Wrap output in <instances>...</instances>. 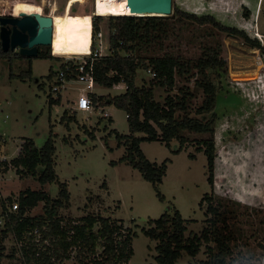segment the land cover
<instances>
[{"label":"rangeland","instance_id":"obj_1","mask_svg":"<svg viewBox=\"0 0 264 264\" xmlns=\"http://www.w3.org/2000/svg\"><path fill=\"white\" fill-rule=\"evenodd\" d=\"M171 6L169 17L162 20L167 26L137 42L139 53L145 57L172 54L184 60L219 49L225 72L219 78L221 87L212 135L185 131L188 142L177 153L172 152L178 146L177 140H171L169 145L159 140H142L140 148L149 160L159 163L169 158L166 173L156 189L138 169L119 161L125 148L117 146L116 132L130 133L125 111L113 104L101 105L103 96L123 92V84L111 88L96 84L92 89L96 108L83 117L71 108L76 88L81 85L66 83L64 89L51 91L56 80L53 73L62 58L51 54L27 57L17 48L8 50L0 57V134L3 135L0 161H9L17 155L21 139H29L40 147L51 135L57 178L41 184L35 176L18 175L15 168L0 164V212L1 203L10 202L7 197L16 200L25 189L44 190L57 197L64 184L69 198L57 210L62 224L75 222L88 213L119 220L123 227L136 232L128 263L156 264L155 242L143 233L148 219L176 207L183 218L190 219L186 235L189 231L199 234L206 224V203L201 199L207 193L212 196L213 205H219L221 210L210 214L215 225L211 245L218 254L216 262L218 257H223L219 245L222 240L231 247L226 256L230 264H264V0H172ZM33 8L53 19L52 47L77 50L57 53L84 54L90 50L92 22L99 13L94 0H34ZM177 8L197 15L211 14L223 24L245 32L260 47L238 34L178 18ZM109 16H101L99 23L104 31ZM38 50L47 51L49 46L38 45ZM27 70L30 75L22 77L20 74ZM197 74V69L190 68L188 73L176 75L175 88L170 92L176 93L180 85H186L196 94L190 102L191 114L203 99L202 92L194 90ZM149 75L139 70L136 82L142 83ZM59 94V102L50 105L49 98ZM166 94L162 88L155 91L157 98ZM101 108L109 116L98 112ZM65 111L74 114L70 122L62 119ZM208 136L213 137L216 149L212 183L207 180L206 156L198 151L196 144V139ZM190 153L194 158L188 156ZM43 213V201L26 212L30 216ZM4 245L1 264H20L19 253L10 256L12 247H19L12 234L5 238ZM74 255L71 251L70 257L56 264H78ZM206 258L202 244L196 256L183 253L176 264H199Z\"/></svg>","mask_w":264,"mask_h":264},{"label":"trees","instance_id":"obj_2","mask_svg":"<svg viewBox=\"0 0 264 264\" xmlns=\"http://www.w3.org/2000/svg\"><path fill=\"white\" fill-rule=\"evenodd\" d=\"M33 3L34 0H0V12L15 15L19 9L30 8ZM123 14L97 13L93 19V32L101 29L108 46V52L97 56L93 61L94 79L96 84L102 87L111 88L120 83L125 86L124 91L119 94L103 96L101 105L113 104L125 111L130 133L116 132L117 146L125 148L119 161L138 169L141 176L157 189V184L166 173L169 158L159 163L149 160L142 152L140 142L159 140L169 145L171 140H177L178 146L172 150L173 153H177L185 148L188 142L185 131L208 132L212 135L221 87L219 78L222 71L225 72V62L220 57L218 48L217 53H213L215 51L213 47L211 50L203 51L195 59L181 60L172 54L142 56L137 42L142 41L143 37L144 39L150 37L148 34L152 31H161L167 26L162 20L169 16L142 17ZM108 15H110L108 26L104 31L99 22L103 16ZM175 15L200 25L209 24L220 32L238 34L260 47L259 43L255 39H250L245 32L223 24L211 14L197 15L177 8ZM3 54L5 53L0 51L1 58ZM47 55H50V50H38L37 56ZM190 68L197 69L194 90H200L203 96L201 103L194 107V114L190 113V102L196 94L188 86L180 85L178 92L170 93L176 85L175 76L188 73ZM139 70H143L147 75L151 72L153 75H149L147 80L139 84L136 82ZM53 74L55 75V72ZM20 75L29 76L30 70ZM157 88L164 89L167 94L157 98L155 95ZM93 94L90 93L91 97ZM59 100L58 95L55 98L50 97L48 102L51 105ZM73 117L74 114H67L65 111L62 119L70 122ZM138 132L144 135H135ZM24 140L20 154L9 161L6 159L0 161V164L4 168L8 166L15 168L18 175L35 176L41 184L54 181L57 174L54 169L55 145L52 136L50 135L40 147H36L29 139ZM196 144L198 151H203L206 156L207 180L212 183L216 155L214 139L212 136L200 137L196 139ZM188 156L194 158L192 153ZM58 194L57 197H51L44 190L25 189L16 198L18 201L16 211H8V206L12 202L10 197H7L9 203L4 201L1 203L0 215L4 218V224L0 225V264L5 255L4 240L8 234H12L13 239L20 243L18 248L12 247L10 255L19 253L20 264H56L58 260L70 257L71 251L75 252L74 258L78 264H129L133 255L132 237L136 234L135 231L130 227H123L119 220H112L99 213H88L75 222L62 224L57 210L69 198V192L64 184H61ZM157 195L164 200V196L160 195L158 190ZM40 201L44 202V213L39 216L27 215L26 212ZM201 202L206 203L207 216L206 224L199 234L189 231L186 235L190 219L183 218L176 207L163 212L157 218L148 219V225L143 228V233L155 242L153 249L156 264H176L183 253L194 257L201 250L202 244L205 245L207 258L200 260L199 264H230L226 257L230 245L219 241L223 257H218V262L215 260L217 253L211 245L215 225L210 214L220 210L219 205H213L212 196L207 193L203 195ZM34 230L38 232L35 233ZM234 232L231 231L233 235Z\"/></svg>","mask_w":264,"mask_h":264},{"label":"water","instance_id":"obj_3","mask_svg":"<svg viewBox=\"0 0 264 264\" xmlns=\"http://www.w3.org/2000/svg\"><path fill=\"white\" fill-rule=\"evenodd\" d=\"M126 11L138 14L123 15H160L167 16L172 12V0H123ZM144 13V14H140ZM154 13V14H148ZM52 39V19L46 15L14 16L0 15V51L18 49L23 56L38 55V45H50ZM88 50V49H87ZM54 52H71L77 50L53 47ZM90 50L87 53L88 54Z\"/></svg>","mask_w":264,"mask_h":264},{"label":"built area","instance_id":"obj_4","mask_svg":"<svg viewBox=\"0 0 264 264\" xmlns=\"http://www.w3.org/2000/svg\"><path fill=\"white\" fill-rule=\"evenodd\" d=\"M49 50L53 57L63 59L55 71L56 80L54 84L51 85V91H60L64 89L66 83H76L81 85V87L76 88V96L75 99L71 100V108H73L75 114L79 113L81 116L87 117L96 108L90 95L92 89L96 85L93 73V61L97 56L106 54L108 52V46L105 52L90 50L88 54H59L53 51L51 42ZM150 75H153V73L150 72ZM98 112H101L105 117L109 116V113L104 111L103 108ZM2 138L3 135L0 134V140H2ZM20 143H25V140L21 139ZM20 152L21 148H17L16 154L18 155ZM17 209L18 201L13 200L8 206V211H16ZM3 224L4 218L0 215V225ZM34 232L37 233L38 231L34 230ZM19 245L20 243H18V246Z\"/></svg>","mask_w":264,"mask_h":264},{"label":"bare ground","instance_id":"obj_5","mask_svg":"<svg viewBox=\"0 0 264 264\" xmlns=\"http://www.w3.org/2000/svg\"><path fill=\"white\" fill-rule=\"evenodd\" d=\"M94 5L99 13H129L126 11L125 3L123 0H94ZM24 14L41 15V16L46 15L52 19V17L49 14L46 13L42 14L40 12L34 11L33 9H26V8L19 9L16 15L14 16H21ZM52 29H53V19H52ZM52 41H53V31H52L51 42ZM92 42H93L92 48H90L91 51L105 52L107 50V45L103 38V32L101 29H98L97 31L93 32Z\"/></svg>","mask_w":264,"mask_h":264},{"label":"flooded vegetation","instance_id":"obj_6","mask_svg":"<svg viewBox=\"0 0 264 264\" xmlns=\"http://www.w3.org/2000/svg\"><path fill=\"white\" fill-rule=\"evenodd\" d=\"M33 5H34V3H33ZM33 5L30 7V8H26V9H33L34 11H37V10H35L34 8H33ZM37 12H39V11H37ZM40 13H42V12H40ZM42 14H44V13H42ZM47 14V13H46ZM0 15H3V13H1L0 12ZM16 15V14H15Z\"/></svg>","mask_w":264,"mask_h":264}]
</instances>
